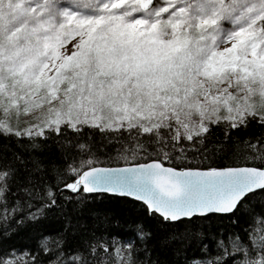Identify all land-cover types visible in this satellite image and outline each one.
<instances>
[{
	"label": "snow or ice",
	"instance_id": "6c2138e0",
	"mask_svg": "<svg viewBox=\"0 0 264 264\" xmlns=\"http://www.w3.org/2000/svg\"><path fill=\"white\" fill-rule=\"evenodd\" d=\"M22 117L36 123L14 127ZM249 118L264 126V0H0V134L32 139L46 129L59 135L62 125L74 132L135 129L132 152L147 153L154 144L168 159L165 148L202 146L208 123L224 120L235 129ZM76 147L81 159L67 164L66 189L132 197L164 224L235 213L264 193L261 140L242 145L261 167L206 171L156 161L101 168L89 145ZM14 171L0 166L3 226L19 211V202L9 208L5 196ZM45 195L55 204L50 188ZM257 220L264 225V212ZM137 229L141 241L151 238L143 225ZM261 232L259 238L248 233L251 247L227 237L239 264H264ZM216 247L227 254L224 238ZM101 252L109 255L93 244L68 262L61 253L54 264H107ZM201 264H220V257Z\"/></svg>",
	"mask_w": 264,
	"mask_h": 264
},
{
	"label": "trees",
	"instance_id": "16d2710c",
	"mask_svg": "<svg viewBox=\"0 0 264 264\" xmlns=\"http://www.w3.org/2000/svg\"><path fill=\"white\" fill-rule=\"evenodd\" d=\"M208 128L202 146L194 149L191 142H183L174 149L165 148L168 159L158 155L159 148L154 144L146 145L147 153L139 149L132 152V146L138 143L131 138L135 129L129 133L84 126L74 132L62 125L59 135L45 130L43 136L32 139L0 134V166L11 165L15 170L8 182L6 202L9 208H16L19 202V211L11 214L6 226L0 219V259L11 264H54L63 253L62 261L68 262L71 255L84 253L95 244L98 251L107 249L109 255L100 253L107 264H201L217 256L220 264H239L241 256L232 251L227 237L239 236L249 247L248 233L259 238L264 225L257 216L264 212V193L253 196L235 213L164 224L140 202L107 194L73 193L64 187L72 179L64 175L67 164L73 158L76 162L81 159L78 144L89 145L96 167L151 161L177 170L262 166L260 160L246 156L242 145L245 140L264 141V126L249 118L246 127L233 129L221 120ZM139 142H143L142 137ZM182 148L187 151L181 152ZM49 188L55 194V204L46 198ZM32 213L37 214L36 219L30 218ZM138 225L152 233L151 238L141 241ZM173 236L178 240L170 239ZM221 238L225 239L227 254L216 247ZM203 244L209 245L207 252Z\"/></svg>",
	"mask_w": 264,
	"mask_h": 264
},
{
	"label": "water",
	"instance_id": "95a60500",
	"mask_svg": "<svg viewBox=\"0 0 264 264\" xmlns=\"http://www.w3.org/2000/svg\"><path fill=\"white\" fill-rule=\"evenodd\" d=\"M154 161H151V162H148V163H152ZM156 162H159V161H156ZM144 164V163H143ZM139 164H134V165H129V166H123V167H101V166H97V167H101V168H109V169H119V168H126V167H136L138 166ZM165 167H169L167 165H164ZM172 168V167H171ZM177 170V169H175ZM217 170H221V169H217ZM178 171H187V170H178ZM199 171H206V170H199ZM86 194H107V195H110V196H117V197H125V196H119V195H116V194H112V193H104V192H99V193H86ZM126 198H129L133 201H136V202H140L143 204V202L141 201H137L135 200L134 198L132 197H126ZM146 206V205H145ZM214 214H219V215H228V214H231V213H212V214H209V215H214Z\"/></svg>",
	"mask_w": 264,
	"mask_h": 264
},
{
	"label": "rangeland",
	"instance_id": "374dc122",
	"mask_svg": "<svg viewBox=\"0 0 264 264\" xmlns=\"http://www.w3.org/2000/svg\"><path fill=\"white\" fill-rule=\"evenodd\" d=\"M68 47L70 48L71 45L69 44ZM221 116L224 115L223 112L220 113ZM31 123H36L35 120H33L32 117H22L19 124L16 125L15 122H13V126L14 127H19L20 129H24V128H27L29 126V124ZM210 123L207 124V126L209 125ZM47 130V129H46Z\"/></svg>",
	"mask_w": 264,
	"mask_h": 264
}]
</instances>
